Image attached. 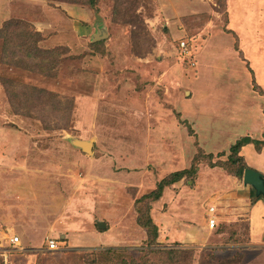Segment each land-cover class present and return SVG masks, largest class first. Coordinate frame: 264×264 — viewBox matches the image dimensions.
Segmentation results:
<instances>
[{"label":"rangeland","instance_id":"1","mask_svg":"<svg viewBox=\"0 0 264 264\" xmlns=\"http://www.w3.org/2000/svg\"><path fill=\"white\" fill-rule=\"evenodd\" d=\"M11 20L42 33L37 51H61L40 62L0 37V264H264L260 209L252 242L248 195L219 169L195 181L208 161L156 212L178 236L215 208L206 241L160 229L150 246L137 224V201L163 179L252 137L239 116L264 87V0H0V30ZM72 139L94 140L93 154Z\"/></svg>","mask_w":264,"mask_h":264},{"label":"trees","instance_id":"2","mask_svg":"<svg viewBox=\"0 0 264 264\" xmlns=\"http://www.w3.org/2000/svg\"><path fill=\"white\" fill-rule=\"evenodd\" d=\"M0 37L4 41V46L6 49V52L9 49V46L12 41H18V48L20 52L27 56L28 59H40V62H43L44 59H52L54 61L58 57V53L61 51V49H56L53 51H42L37 48L36 44L39 46V43L43 40L42 33L37 31L33 26L29 25L28 23L22 22V21H9L6 22L3 28L0 30ZM30 42H35L33 46L36 48H33V55L32 53H25L23 52V49L27 46L32 47ZM39 52V53H37ZM35 53H37L35 55ZM30 55V56H29ZM52 61V63H55ZM37 67H41V65H37ZM252 71V70H251ZM253 73V72H252ZM259 93V95L264 97V89H262L258 84H255V90ZM40 93H43L40 91ZM263 113H264V107H263ZM249 144H255L258 151H261L264 148V131H263V141H256L251 139L250 137H243L240 140H238L235 144H233L230 147V156L228 161H218L216 163H212V159L214 158L213 154L208 155H202L201 152L198 154L194 160L193 164L190 168H186L184 170L175 172L167 176L165 179H163L157 186L156 189L151 191L150 193L142 196L138 201L137 204L142 205L144 204V208L140 209L138 208L139 216L137 220V224L143 228L148 236V245L155 246L158 244V237H159V228L154 223L151 211H152V204L156 201H158L166 188L171 187L183 180H189V179H195V176L198 174L199 166L201 164H207L204 163L205 161H208L207 166L210 168H221L223 170H227L229 176H233L239 179H242L245 173V170L249 169V167L246 165L245 160L243 157L240 156V152L243 147L249 145ZM223 154V153H222ZM221 155V154H220ZM197 162L200 164L197 166ZM224 162V163H222ZM230 169V170H229ZM197 181V179L195 180ZM172 251H169L168 253H171ZM167 253V254H168Z\"/></svg>","mask_w":264,"mask_h":264},{"label":"crops","instance_id":"3","mask_svg":"<svg viewBox=\"0 0 264 264\" xmlns=\"http://www.w3.org/2000/svg\"><path fill=\"white\" fill-rule=\"evenodd\" d=\"M246 28H248V27H245V30L247 31ZM245 30H244V32H245ZM216 37H223V36L217 35ZM261 60L264 62V59H261ZM260 87L264 89V87H262V86H260ZM250 93L254 97L253 100L255 99L254 100V103H253L252 107H249L248 108L249 112H248V110H245V112H247V115L244 116V114L243 115L240 114L239 118H241V121L244 122L245 124L247 123V127L249 128V131L246 132L247 135H252L251 138L253 140L263 141V131H264V113H263L264 97L261 96V95L255 94L254 91H252V90H250ZM237 109L239 111H243L244 109H246V107L241 106V107H237ZM247 137H250V136H247ZM253 137H256V138H253ZM252 145H253V147H255V150L257 152L258 157H260L262 159L261 162L260 161L258 162L259 165H260V168H257V169L253 168V166H251L249 164V162L247 161V159L245 157L246 151L249 150L248 147H250ZM218 152H219V150L216 151L215 153H218ZM240 156L243 157V159L245 160L246 165L249 168L255 169L258 172L260 171V173H262L264 175V161H263L264 160V148L261 151H258L257 148H256V146L254 144H249V145H247V146H245V147L242 148V150L240 152ZM191 163H192V161H191ZM204 168L214 169L215 171H217L216 169H219L221 171V174L223 176H226L227 179L230 178V180H232V186H233V191L232 192L237 191V192H240L241 194L248 195V201H249V206L250 207H249V209L246 212L249 213L248 214V218L249 219H248L247 222L249 223L250 238H251V241H252L251 233H252V230H253V221L255 219H257V217L255 215L260 214L259 218L264 220V200L263 199H255V193H254V191H253V189L251 187L245 186L244 185V181L241 182L239 178H236V177H233V176H229L228 174H226V172L224 170L222 171L221 168H210V167L204 166V165H202V167L200 166V172H199L200 175H199V178L197 180L199 183L202 181V177L204 176L202 174V170ZM217 172H219V171H217ZM179 183L181 184V182H179ZM177 184H175V185H173L171 187L166 188L165 191H164V193H163V196L158 201H156V202L153 203L152 211H151V216H152V219H153L154 223L159 228V237H158V239L160 238V236H162L161 235V232H160V229H163L165 232H169V237H170L169 239H170L171 242H174L175 241V242H179L180 243V242H182V240H185V239H187V240H194V241L196 240V242L197 241H202V242L203 241H206L207 240V237H206V233L203 231L204 230L203 228H207L209 230L210 234H211V232L213 230H215L217 228V226H218V221H217L218 219L215 217V213L214 214L210 213V208H209V212L208 211L206 212V214H207V216H209V218L207 220H205V218L202 219V224L201 225H199L200 223L197 224L195 221H194L195 223L190 222L188 220H183V222H180L179 223L180 224L179 227L181 229H183V230H182V232L178 236H174V232H173L174 230H171L170 229V226H169L168 223L166 224L162 219L160 220L158 218V215L156 214V212L157 211H160V208L157 207L159 204H163V206H165L166 205V202H164V201L167 198H169V199H171L173 201L174 200H177V197H176L177 195L176 194L173 195V196H171V195L169 196V194H171V191L174 190V188H178V187H176ZM171 200H170V203H171ZM258 204H261V205H259L261 208L259 206L257 207ZM258 208L260 209V213H256L255 215H253V211H255ZM212 218H215L216 221H217V225L214 228H211L210 225H209V221ZM260 219H257V220H260ZM173 226H174V228H176V225H173ZM189 227L190 228L192 227V228L198 229L195 233L192 234V236L190 237L191 239H188L189 237L185 236L188 233L187 231L189 230L188 229ZM198 227H202V228L199 229ZM184 232H185V235H184ZM198 234L199 235H203V238L202 237H198ZM261 237L262 238H261L260 241H262V239L264 237V231H262ZM260 241H258V242H260Z\"/></svg>","mask_w":264,"mask_h":264},{"label":"water","instance_id":"4","mask_svg":"<svg viewBox=\"0 0 264 264\" xmlns=\"http://www.w3.org/2000/svg\"><path fill=\"white\" fill-rule=\"evenodd\" d=\"M102 25H96L97 35H95V37L93 38L94 41H102L107 38L108 35H106V29ZM72 144L88 155L93 154L94 140L84 141L79 139H72ZM243 181L245 186H249L253 189L255 193V199L264 200V175L262 173L249 168L245 170ZM98 227L104 230L107 228V225L104 222H99Z\"/></svg>","mask_w":264,"mask_h":264},{"label":"built area","instance_id":"5","mask_svg":"<svg viewBox=\"0 0 264 264\" xmlns=\"http://www.w3.org/2000/svg\"><path fill=\"white\" fill-rule=\"evenodd\" d=\"M182 47L185 48V44L184 43L182 44ZM210 213L214 214L215 213V208H210ZM209 225H210L211 228H214L217 225L216 219L215 218L210 219ZM12 242L14 244L19 243V238L18 237L13 238L12 239ZM58 249H59V243L58 242H56V241H50L48 243V250L55 251V250H58Z\"/></svg>","mask_w":264,"mask_h":264}]
</instances>
